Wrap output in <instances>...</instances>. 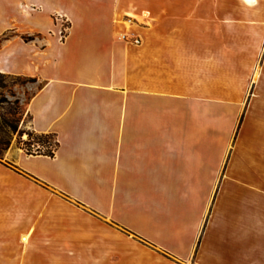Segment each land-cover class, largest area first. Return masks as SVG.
Here are the masks:
<instances>
[{
	"label": "crops",
	"instance_id": "1",
	"mask_svg": "<svg viewBox=\"0 0 264 264\" xmlns=\"http://www.w3.org/2000/svg\"><path fill=\"white\" fill-rule=\"evenodd\" d=\"M233 50H264V0H0V73L57 142L10 153L0 209L80 217L86 263L264 264V65L248 90Z\"/></svg>",
	"mask_w": 264,
	"mask_h": 264
},
{
	"label": "rangeland",
	"instance_id": "2",
	"mask_svg": "<svg viewBox=\"0 0 264 264\" xmlns=\"http://www.w3.org/2000/svg\"><path fill=\"white\" fill-rule=\"evenodd\" d=\"M57 15L54 16V20L59 27L68 28V22L58 21ZM229 52L233 56L232 77L236 80L241 77L248 78L247 88L251 90L264 65V50ZM218 77H220L219 74ZM39 86L40 83L34 78L0 73L1 170L9 168L21 173V168L10 157L12 152L50 157L54 155H49L46 148L52 146L56 150V138L51 134H37L30 126L31 116L27 110V103ZM37 144L40 145V149L36 152ZM0 183H4V179H0ZM55 207V204L51 203L47 210L38 211L39 215L36 214L35 209L30 217H26L29 212L20 209L11 210L8 216L5 210L0 209V264H70L71 261L73 264H132L131 259L125 258L124 251L135 247L123 240L117 244L113 241L108 243L112 246L116 245L118 251L121 252H118L116 257L101 258L100 263L95 259L86 263L81 258L82 255L87 253L88 246H90L89 250H96L97 245L95 243L88 245L80 238L69 240L65 235L69 231L79 233L81 227L87 226V223L80 217L69 214L64 208L58 206L55 209ZM16 218L21 221L14 225ZM30 226H32V240L24 244L19 234L28 230ZM52 250H60L62 255L57 254L54 257L50 255Z\"/></svg>",
	"mask_w": 264,
	"mask_h": 264
},
{
	"label": "built area",
	"instance_id": "3",
	"mask_svg": "<svg viewBox=\"0 0 264 264\" xmlns=\"http://www.w3.org/2000/svg\"><path fill=\"white\" fill-rule=\"evenodd\" d=\"M56 19L58 21H63V22L67 21V19L64 16L59 15V14L57 15ZM67 29L68 28H66V27L64 29L62 27L59 28V32L58 33H59L61 39L65 37ZM139 42H140V39H134V43L138 44ZM38 149H40V145L39 144L36 145V152L38 151ZM46 149H47V151H49L48 152L49 155H52V154L55 153V148H53L52 146H49Z\"/></svg>",
	"mask_w": 264,
	"mask_h": 264
}]
</instances>
